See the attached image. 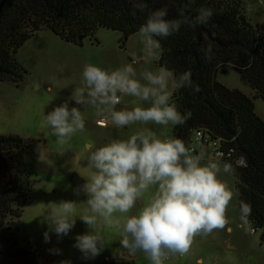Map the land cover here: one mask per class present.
<instances>
[{
  "label": "clouds",
  "instance_id": "9594fccd",
  "mask_svg": "<svg viewBox=\"0 0 264 264\" xmlns=\"http://www.w3.org/2000/svg\"><path fill=\"white\" fill-rule=\"evenodd\" d=\"M130 2L141 12L148 7L143 0ZM167 15V8L154 10L139 27L137 36L150 56L159 48L155 37L172 36L189 23L183 10L180 19H166ZM212 16V9L202 7L191 23L204 25ZM204 53V58L210 60L211 46ZM82 78V86L74 89L71 99L77 105L92 107L100 115L106 113L110 123L120 129L137 123L182 125L191 113L181 114L171 102L173 92L182 88L200 91L190 71L174 75L166 67L144 70L138 75L132 64L111 70L86 64ZM124 96L135 98L136 105L131 110H117ZM42 126L50 129L57 143L64 144L84 131L85 118L80 108H69L65 102L44 115ZM236 163L241 164L242 158ZM87 167L90 171L86 183L75 190L76 195L83 192L87 196L84 211L77 214L75 201L62 200L52 204L42 220L48 226L44 241L49 243L50 232L57 237L68 235L78 216L91 229L77 235L73 245L84 259L95 258L103 250L106 240L101 228L117 231L122 248L130 255L143 253L151 264H165L171 257L186 256L197 236H208L228 225L229 205L239 195L220 179L222 172L234 173L231 163L205 161L203 155L192 154L183 140L161 138L150 129L90 149ZM133 209L137 211L133 213ZM250 215V204L241 200L240 227H246ZM48 251L61 254L58 248Z\"/></svg>",
  "mask_w": 264,
  "mask_h": 264
},
{
  "label": "trees",
  "instance_id": "16d2710c",
  "mask_svg": "<svg viewBox=\"0 0 264 264\" xmlns=\"http://www.w3.org/2000/svg\"><path fill=\"white\" fill-rule=\"evenodd\" d=\"M2 0H0L1 3ZM141 12L130 0H7L0 12V82L19 85L27 71L18 62L19 49L36 33L48 29L62 40L82 44L99 28L119 31L126 41L138 32L154 10L167 8L166 19H180L183 10L188 24L167 38L156 37L161 50L159 65L179 75L191 72L192 88L176 90L174 102L181 112H190L173 137L187 146L192 132L208 130L216 140L242 156L246 166L231 163L235 190L240 201L250 204L252 230H262L264 240V120L255 109V99L264 101V25H253L246 17L242 0H143ZM210 8L207 24L191 23L200 8ZM135 13V14H133ZM211 46V59L204 50ZM231 68L255 96L229 89L216 80L219 70ZM18 135L0 136V264H51L38 250L21 240L24 206L30 201L33 181L28 175H12L13 155L39 144Z\"/></svg>",
  "mask_w": 264,
  "mask_h": 264
},
{
  "label": "rangeland",
  "instance_id": "374dc122",
  "mask_svg": "<svg viewBox=\"0 0 264 264\" xmlns=\"http://www.w3.org/2000/svg\"><path fill=\"white\" fill-rule=\"evenodd\" d=\"M242 1L247 19L253 25H264V3L260 0ZM137 33L124 41L121 32L99 28L94 36H87L82 44H76L62 40L51 30H42L17 53L18 62L27 71L25 80L19 85L0 82V136L18 135L40 141L31 149L13 155L11 172L12 175H28L33 181L30 201L24 206L20 220L21 240L38 250L51 264H61L62 261H70V264H151L143 253L130 255L122 248L117 231L103 228L100 229L106 240L103 250L95 258L84 259L83 253L73 245L77 235L87 234L91 229L78 216L68 235L57 237L50 232L49 243H45L43 236L48 226L42 222L43 215L52 204L62 200L75 201L77 214L86 208L84 202L87 196L83 192L75 194L79 187L71 185L70 175L76 172L86 183L85 177L90 171L87 167L90 149L115 139H127L143 129H150L161 138L173 137L175 126L172 125L164 127L137 123L122 129L116 128L106 113L100 115L92 107L77 105L71 99L74 89L82 86V72L86 64L106 70L132 64L138 75L144 70L155 71L162 67L159 65L160 47L150 56ZM154 39L157 40L156 37ZM216 80L229 89L255 96V92L241 80L240 74L231 68L219 70ZM65 102L69 108H80L85 118V129L77 132L66 143L59 144L50 129L42 126V122L44 115ZM254 102L256 113L264 120V101L257 98ZM135 105V98L124 96L116 107L117 110H131ZM102 119L106 121L105 127L97 125V121ZM192 146L200 151L205 161L220 160L212 155L208 147L196 143H192ZM220 179L235 190L234 174L222 172ZM136 211L133 209V213ZM227 216L229 223L223 230H216L204 237L197 236L191 251L172 261L176 264H264L263 231H253L249 222L245 228L239 226L238 196L229 205ZM228 228L231 230L228 231ZM51 248L60 249L61 254H49ZM170 262L165 261V264Z\"/></svg>",
  "mask_w": 264,
  "mask_h": 264
},
{
  "label": "built area",
  "instance_id": "2783aa9c",
  "mask_svg": "<svg viewBox=\"0 0 264 264\" xmlns=\"http://www.w3.org/2000/svg\"><path fill=\"white\" fill-rule=\"evenodd\" d=\"M97 125L101 126V127H105L106 126V121L104 119L97 121ZM192 143H196V144H201L203 146H206L210 149V152L212 153V155L220 160H227V161H232L234 162L236 165V161L239 158H242V163L239 164L238 166H246V162L245 159L242 156H238L235 157L234 156V151L231 149H228L225 146V141L221 140V139H216L214 140L207 129L205 128H199L196 129L192 132L187 147L190 149V151L192 152V154H196V150L195 148L192 146ZM254 231V230H253ZM184 256H175V257H171L169 258V260H167V262L172 261L174 258H182Z\"/></svg>",
  "mask_w": 264,
  "mask_h": 264
},
{
  "label": "water",
  "instance_id": "95a60500",
  "mask_svg": "<svg viewBox=\"0 0 264 264\" xmlns=\"http://www.w3.org/2000/svg\"><path fill=\"white\" fill-rule=\"evenodd\" d=\"M6 1L7 0H2L1 1V3H0V12L3 9V6H4ZM79 40L80 41L83 40V37L81 36L79 38ZM70 183H71L72 186L80 188L85 183V180L78 173L74 172V173H72L70 175ZM169 264H176V263L174 261H172Z\"/></svg>",
  "mask_w": 264,
  "mask_h": 264
},
{
  "label": "crops",
  "instance_id": "0c3cea01",
  "mask_svg": "<svg viewBox=\"0 0 264 264\" xmlns=\"http://www.w3.org/2000/svg\"><path fill=\"white\" fill-rule=\"evenodd\" d=\"M195 150H196V149H195ZM196 152H197L196 154H199V153H200V151H198V150H196ZM229 229H230V228H228V231H230V230H231V229H230V230H229Z\"/></svg>",
  "mask_w": 264,
  "mask_h": 264
}]
</instances>
